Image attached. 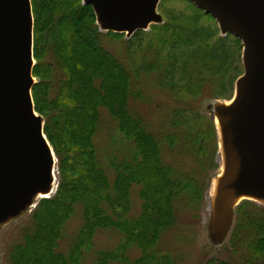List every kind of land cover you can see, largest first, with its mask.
<instances>
[{"label": "trees", "instance_id": "trees-1", "mask_svg": "<svg viewBox=\"0 0 264 264\" xmlns=\"http://www.w3.org/2000/svg\"><path fill=\"white\" fill-rule=\"evenodd\" d=\"M31 3L33 77L38 80L32 97L58 159L59 186L52 198L41 200L33 211L21 242L8 251L6 264H82L85 255L94 250L97 230L117 231L125 241L114 250L95 252L93 264H173L172 257L157 247L164 235L181 224V211L202 207L211 175L219 168L216 126L201 114V105L220 96L215 94L214 79H205L202 73L220 68L226 72L229 66L221 62L217 50L202 45L201 33L194 27L188 34L200 39L201 52L194 51L183 65L179 83L167 84L163 80L174 62L168 60L169 67L157 48L158 53L144 68L133 70L124 65L104 48L102 39H123L125 34L101 32L92 7L82 0ZM183 28L179 25L175 31L183 35ZM154 29L166 31L167 26ZM140 36L147 33L139 31L132 39ZM170 37L168 34L154 43L164 48ZM230 37H219L216 43L222 46ZM233 40L241 44L237 38ZM150 75L173 101L159 129L151 125L144 111L147 106L154 107L148 80L144 81V76ZM102 110L117 123L113 143L116 146L118 141L120 154L107 159L113 180L95 143ZM181 157L185 159L178 165ZM135 188L139 189L142 210L131 218L128 214ZM77 208L82 209V227L69 250L61 252L64 227ZM134 246L142 255L131 260L127 253ZM229 246L231 255L243 264H264V206L252 201L240 204ZM205 264L232 263L211 259Z\"/></svg>", "mask_w": 264, "mask_h": 264}, {"label": "water", "instance_id": "water-1", "mask_svg": "<svg viewBox=\"0 0 264 264\" xmlns=\"http://www.w3.org/2000/svg\"><path fill=\"white\" fill-rule=\"evenodd\" d=\"M103 32L133 36L160 22L162 0H82ZM212 16L223 35L241 40L244 75L237 99L216 106L225 174L213 227L227 237L243 201L264 206V0H188ZM34 15L31 0H0V222L21 212L51 184L56 156L36 113L32 89ZM215 115V116H216Z\"/></svg>", "mask_w": 264, "mask_h": 264}, {"label": "rangeland", "instance_id": "rangeland-1", "mask_svg": "<svg viewBox=\"0 0 264 264\" xmlns=\"http://www.w3.org/2000/svg\"><path fill=\"white\" fill-rule=\"evenodd\" d=\"M188 0H162L158 6L157 13L160 16V22L152 24L146 31L147 36H140L132 39V36L125 34L123 39L104 37L102 44L104 48L115 55L124 65L133 70L144 68L143 65L148 63L154 55H156L157 48L163 59L171 60L174 66L168 70L166 78L163 80L167 84H176L181 80L180 71L184 64H187L189 57L198 51L200 53L201 46L210 45L214 50H217L221 57V62L229 66L225 69H217L211 73L207 70L203 71L202 76L205 79L215 81V94L219 95L217 99L205 100L202 102L201 114L206 115L211 121L215 123L217 138H218V153L217 164L218 170L211 175L209 187L203 198L202 207L199 210L187 209L180 212L181 224L174 230L163 236L161 243H159L157 250L169 254L172 257L173 264H205L211 259H224L232 264H243L241 259L237 256H232L230 253L229 239L227 237H218L214 227L213 220L215 217V202L212 200V188L214 181L221 172L222 162H224V153L221 152V138L215 120L216 106L225 104L233 100L236 90V78L244 75L243 65V44L240 39L232 34L223 35L219 29V25L215 19L209 14L199 12L197 7ZM199 9V8H198ZM201 10V9H199ZM166 25V31L159 29L152 30L153 26ZM170 25H173L170 27ZM182 25L184 34L182 35L176 27ZM197 28L201 33L202 45L198 43L200 39L191 36L188 32ZM171 35L166 45L163 48L161 43L156 45L159 39L167 35ZM229 40L218 46L217 39L228 38ZM237 38L241 44L234 41ZM155 42V43H154ZM160 48V49H159ZM171 58V59H168ZM169 63V67L171 65ZM168 67V68H169ZM36 83H38V80ZM148 80V82H147ZM144 81L148 83V94L152 97L151 102L154 107L147 106L144 111L145 114L155 128H161L163 115L168 108L173 104L170 95L168 97L160 88H158L155 78L144 76ZM238 81V80H237ZM56 92H53V96ZM191 96V95H190ZM199 99V98H198ZM164 105L161 110L156 109V106ZM167 107V108H166ZM113 140H117V123L110 117L106 110H102V125L100 131L95 138L100 160L102 165L107 170L110 178L113 180L114 172L108 165V156L116 154L119 156L118 141L114 146ZM185 157L178 158V165ZM182 164V163H181ZM57 166V184L55 192L59 186V166L58 159ZM54 192V193H55ZM139 189L135 188L131 194V211L129 217H137L142 210V202L139 198ZM52 194L50 197H53ZM46 199L41 196H35L30 204H28L21 212L0 222V264H6L8 251L19 244L23 237V229L30 223V217L33 211L36 210L41 200ZM209 207L210 210H209ZM83 224L82 209L77 208L76 214L67 222L64 227V237L59 244L61 252H67L70 245L77 235ZM125 241L123 234L113 230H97L94 237V250L85 255V260L82 264H93L96 260L95 252L97 251H111L117 248ZM142 252L137 247H131L127 256L131 260H136L141 257Z\"/></svg>", "mask_w": 264, "mask_h": 264}, {"label": "bare ground", "instance_id": "bare-ground-1", "mask_svg": "<svg viewBox=\"0 0 264 264\" xmlns=\"http://www.w3.org/2000/svg\"><path fill=\"white\" fill-rule=\"evenodd\" d=\"M237 99V95L235 93V97L233 98L232 101L230 102H227L225 104H223L225 107L229 108L234 102L235 100ZM215 120H216V124H217V127H218V131H219V135H220V138L222 140V128H221V121H220V117L218 115L215 116ZM220 147H221V152L224 153V150H223V143L221 141L220 143ZM57 166H56V160L54 159V167H53V174H52V177H51V184H50V187L47 191H43L40 193V196L41 197H44V198H49L52 194H54L55 192V187H56V184H57ZM225 174V162H222V166H221V172L220 174L218 175L217 179L214 181V184H213V188H212V194L211 195V198L212 200L215 202L218 198V190H219V186H220V183H221V180L223 178ZM211 207H209V210H210Z\"/></svg>", "mask_w": 264, "mask_h": 264}]
</instances>
